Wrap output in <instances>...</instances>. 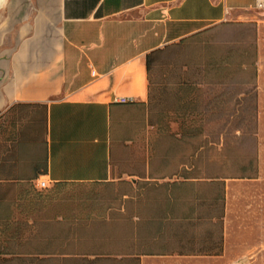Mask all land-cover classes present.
Returning a JSON list of instances; mask_svg holds the SVG:
<instances>
[{"label":"crops","instance_id":"0c3cea01","mask_svg":"<svg viewBox=\"0 0 264 264\" xmlns=\"http://www.w3.org/2000/svg\"><path fill=\"white\" fill-rule=\"evenodd\" d=\"M251 20L154 120L146 55ZM182 260L264 264V0H0V264Z\"/></svg>","mask_w":264,"mask_h":264},{"label":"rangeland","instance_id":"374dc122","mask_svg":"<svg viewBox=\"0 0 264 264\" xmlns=\"http://www.w3.org/2000/svg\"><path fill=\"white\" fill-rule=\"evenodd\" d=\"M251 13L255 15L253 13L256 12ZM254 22L256 20L218 24L199 33L186 35L182 43H179V39L170 42L168 47L160 51L150 70L153 82L151 110L154 120L160 119L161 112L174 104L178 94L175 85L177 79L192 80L194 67H202L209 54L223 53L230 46L235 48L232 55L237 57L241 48L254 37ZM234 145L240 146L239 143ZM115 190L112 184L101 183H73L66 187V192L74 195H109L115 193ZM177 264L193 263L191 260H182Z\"/></svg>","mask_w":264,"mask_h":264},{"label":"trees","instance_id":"16d2710c","mask_svg":"<svg viewBox=\"0 0 264 264\" xmlns=\"http://www.w3.org/2000/svg\"><path fill=\"white\" fill-rule=\"evenodd\" d=\"M196 33H199V32H195V33H192L190 35H193V34H196ZM185 37H182L180 38L178 41L179 43H182L184 40H185ZM177 41V42H178ZM169 43L168 44H165L164 46H160V47H156L154 48L153 50H151L147 55H146V68L148 71L151 70V67H152V63L153 61L156 59L158 53L160 51H162L164 48L168 47ZM235 50V48L233 49L231 46L226 48L225 51L223 53H220V54H214V59L212 60V63L213 65H216V66H230V65H235V64H238L240 65L239 63L241 62L240 59L238 58V56L241 54L242 50H243V47L241 48V52L238 53V56L237 57H234L232 55L233 51ZM238 59V60H237ZM209 61L206 60L204 65H208ZM179 85H180V89L182 91L183 94H186L184 97H185V100L188 101V100H191L192 97H193V89H192V80H187V79H182L180 78L179 79ZM187 104V103H186ZM185 110H190L191 112V106H188L186 105L185 106ZM190 125V123L188 122H185V129H187V127ZM221 125H224V124H221ZM234 127L236 126H240L241 124L240 123H233L232 124Z\"/></svg>","mask_w":264,"mask_h":264},{"label":"built area","instance_id":"2783aa9c","mask_svg":"<svg viewBox=\"0 0 264 264\" xmlns=\"http://www.w3.org/2000/svg\"><path fill=\"white\" fill-rule=\"evenodd\" d=\"M129 99H130V97H128V96H120L118 98V100L122 101V102H125V101H127ZM39 184H40L41 187L47 186L46 180H44V179L39 180Z\"/></svg>","mask_w":264,"mask_h":264}]
</instances>
